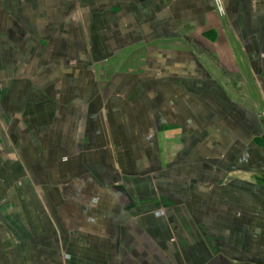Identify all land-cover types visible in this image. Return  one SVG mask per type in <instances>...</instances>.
<instances>
[{
	"label": "crops",
	"instance_id": "1",
	"mask_svg": "<svg viewBox=\"0 0 264 264\" xmlns=\"http://www.w3.org/2000/svg\"><path fill=\"white\" fill-rule=\"evenodd\" d=\"M0 264H264V0H0Z\"/></svg>",
	"mask_w": 264,
	"mask_h": 264
},
{
	"label": "rangeland",
	"instance_id": "2",
	"mask_svg": "<svg viewBox=\"0 0 264 264\" xmlns=\"http://www.w3.org/2000/svg\"><path fill=\"white\" fill-rule=\"evenodd\" d=\"M251 91V90H250ZM258 94L255 92L254 94H253V98L255 99V100H257V101H259V99H258Z\"/></svg>",
	"mask_w": 264,
	"mask_h": 264
}]
</instances>
